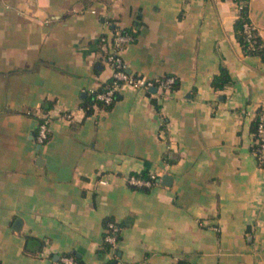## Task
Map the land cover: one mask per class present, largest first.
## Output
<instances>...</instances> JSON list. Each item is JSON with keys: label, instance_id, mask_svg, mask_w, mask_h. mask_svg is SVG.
Listing matches in <instances>:
<instances>
[{"label": "crops", "instance_id": "crops-1", "mask_svg": "<svg viewBox=\"0 0 264 264\" xmlns=\"http://www.w3.org/2000/svg\"><path fill=\"white\" fill-rule=\"evenodd\" d=\"M249 8L264 45V0ZM237 18L231 0H0V264H107L108 221L117 264H264V57L244 52ZM113 27L134 33L129 71L179 84L123 85L87 114L85 93L111 78L100 37ZM222 67L233 82L215 89ZM151 172L150 189L127 183Z\"/></svg>", "mask_w": 264, "mask_h": 264}, {"label": "built area", "instance_id": "built-area-1", "mask_svg": "<svg viewBox=\"0 0 264 264\" xmlns=\"http://www.w3.org/2000/svg\"><path fill=\"white\" fill-rule=\"evenodd\" d=\"M238 13V18L241 17L242 11L247 12V21L244 23V32L247 36L249 47L252 50H258L263 47V44L259 40L258 30L255 24L250 18V0H231ZM95 12V11H93ZM133 39V36L129 33L123 32L118 27H113L111 35H102L100 37V43L104 53V60L112 70L110 82L107 83L102 91L96 92V89H91L88 92L95 94L96 102L91 106L93 111H96L101 107L98 102L104 106L111 105L123 85L131 86L138 90H145L150 92L151 88H157L156 92L164 93L172 90L173 84L176 82V78L173 75L167 77H160L156 79L146 78L140 74H134L128 70L127 64L123 57V51L125 46L129 44ZM90 108L84 107L80 109L84 112ZM67 117L71 118V113L67 114ZM53 119L51 111L41 112L39 114L36 141L39 145H43L48 142L50 136V124ZM256 136V143L258 144L257 152H255L256 158L260 166L264 167V113L261 114ZM160 182V174L151 172L148 178H142L137 175H130L127 179V183L138 189H150ZM121 233V227L114 221H108L104 234V243L109 245V254L111 259L116 258V249L119 242V236ZM65 264H80L74 258L65 257L63 259ZM107 264H117L109 260Z\"/></svg>", "mask_w": 264, "mask_h": 264}, {"label": "trees", "instance_id": "trees-1", "mask_svg": "<svg viewBox=\"0 0 264 264\" xmlns=\"http://www.w3.org/2000/svg\"><path fill=\"white\" fill-rule=\"evenodd\" d=\"M245 21H247V12L246 11H242L241 17L237 18V20H236V31H237V35H238V39L240 41V44L242 45V47L244 49V52L246 54H250V55L251 54H260V55H262L264 57V45H263V47L259 48L258 50H252L249 47V43H248V40H247V36H246V34L244 32V28H243ZM122 31L123 32H126V33H129V34H131V35L134 36L133 31H129V30H122ZM259 40L262 43L260 37H259ZM167 76H170V75H166L164 77H167ZM109 82L110 81H108L107 83H109ZM232 82H233V80H232V78L230 76V73L228 72V70L225 67H222L221 73L214 76V78L212 80V85H213V87L215 89H223L226 86L231 85ZM107 83L105 84V86L107 85ZM178 84H179V82L176 80V82L172 86V90L177 89ZM105 86L97 89L96 92L102 91L105 88ZM117 99H118V93H117V96H116L114 102L111 105L104 106L100 102H98V104L101 107H104L105 109H110L114 105V103H115V101ZM95 102H96V100H95V94L86 92L85 95H84V97H83L82 105L84 107L90 106V108L86 112L87 114H91L93 112L91 106ZM46 109H47V107H46ZM44 112H46V111H44ZM262 113H264V106H262V107H260L258 109L257 114H256V117L254 119V122H253V133H254V135L257 132L258 122H259V119H260V116H261ZM254 137H255V145H254L253 150L255 152H257L258 144L256 143V136H254ZM136 175L137 176H140L142 178H148L149 177V174H147V173L140 174V175L136 174ZM119 239H120V236H119ZM105 253H109V245L107 243H104L103 244V247H102V250H101V254H105ZM67 257H73L77 262H79L80 264H83L82 261L79 258H77L76 256H74V255H67ZM110 261L116 262L114 259H110ZM175 264H192V263L189 262L185 258H181Z\"/></svg>", "mask_w": 264, "mask_h": 264}, {"label": "water", "instance_id": "water-1", "mask_svg": "<svg viewBox=\"0 0 264 264\" xmlns=\"http://www.w3.org/2000/svg\"><path fill=\"white\" fill-rule=\"evenodd\" d=\"M151 92H156L157 91V88H151L150 89ZM171 180H172V177L168 174H165L162 178V182L163 184L165 185H170L171 184Z\"/></svg>", "mask_w": 264, "mask_h": 264}]
</instances>
